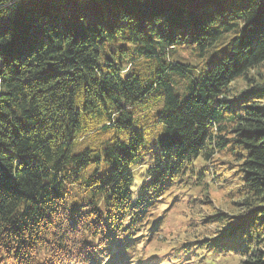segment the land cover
<instances>
[{
	"label": "trees",
	"instance_id": "trees-1",
	"mask_svg": "<svg viewBox=\"0 0 264 264\" xmlns=\"http://www.w3.org/2000/svg\"><path fill=\"white\" fill-rule=\"evenodd\" d=\"M262 69L264 0H0V264H264ZM215 154L234 213L167 238Z\"/></svg>",
	"mask_w": 264,
	"mask_h": 264
},
{
	"label": "rangeland",
	"instance_id": "rangeland-1",
	"mask_svg": "<svg viewBox=\"0 0 264 264\" xmlns=\"http://www.w3.org/2000/svg\"><path fill=\"white\" fill-rule=\"evenodd\" d=\"M243 83L244 81L242 79H236L231 85L233 91H241L244 86ZM151 99L152 98H150V100ZM263 104L264 100L261 102V105ZM150 105V103L146 102L144 107L139 110L134 117L135 123H140L146 119L147 115L145 112ZM153 136V133H149L145 137V144L141 148L140 166L155 164L158 149L157 139ZM86 145H94V143L89 142ZM230 162H232L231 159L215 154L210 161L204 162L199 158L193 163L195 170L208 171L209 169V175L206 174V176L200 180L198 185H195V181L187 179L183 184L173 189L170 196L165 200V202L169 204V207L166 205L167 208H165L164 211H161V213H158V215L161 214V216L164 217L163 232L161 231L164 235H169L172 239L177 240L179 237H187L189 234H195L197 230H201L204 227V223L200 227L198 226L201 222V216L203 213L211 212V208H207V205L205 207L204 204V206H202L204 210L199 211L198 208L201 206H199V204L192 206L191 202L192 198L204 200L202 195L203 193L206 194V192H208V198H210L215 209H221L220 211L230 210V213H234L232 206L229 201L227 202V199L231 198L230 196L232 195L234 188L238 187V184L233 185L234 171L230 168ZM141 170L142 169H138L135 173L137 174ZM216 174L218 178L221 176L219 183L218 179L215 178ZM189 195L190 197L188 199ZM169 236H167V238H169ZM164 245L165 243L160 244L157 248H162ZM214 259H216V257ZM221 262L222 261L220 260L216 264H222ZM236 263L237 261L235 259H230L226 264ZM205 264H209V262H205Z\"/></svg>",
	"mask_w": 264,
	"mask_h": 264
}]
</instances>
